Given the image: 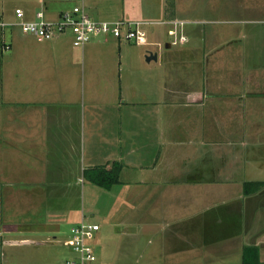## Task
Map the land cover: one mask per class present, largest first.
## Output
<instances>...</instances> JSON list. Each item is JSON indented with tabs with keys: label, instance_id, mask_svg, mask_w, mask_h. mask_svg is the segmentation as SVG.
Returning a JSON list of instances; mask_svg holds the SVG:
<instances>
[{
	"label": "crops",
	"instance_id": "crops-1",
	"mask_svg": "<svg viewBox=\"0 0 264 264\" xmlns=\"http://www.w3.org/2000/svg\"><path fill=\"white\" fill-rule=\"evenodd\" d=\"M166 2L23 0L15 9L28 20L43 12L56 21L83 4L94 21L138 23L145 31L163 25L172 38L174 23L188 20L169 15ZM226 3L219 14L234 15L228 24L244 23V30H209L207 43H190L180 28L187 42L170 41L168 53L149 49L157 56L150 62L146 46L114 38L96 36L77 48L70 34L51 41L26 35L13 26L15 9L0 8V60L9 54L8 83L0 77V93L7 90L0 98V203L6 197L13 213L39 211L44 221L57 213L73 229L90 223L83 208L78 213L84 185L99 220L116 240L135 245L116 241L99 264H118L128 250L135 264H243L247 247L264 264V0ZM117 163L119 183L111 188L85 178ZM28 218L0 221V264H19L8 250L36 244L28 235L46 226Z\"/></svg>",
	"mask_w": 264,
	"mask_h": 264
},
{
	"label": "rangeland",
	"instance_id": "rangeland-1",
	"mask_svg": "<svg viewBox=\"0 0 264 264\" xmlns=\"http://www.w3.org/2000/svg\"><path fill=\"white\" fill-rule=\"evenodd\" d=\"M1 1L2 3L0 4V8H2L3 10L6 9L9 11H13L17 6H20L21 4L20 2L23 0H1ZM165 1H167L166 10L169 15L176 13L177 16L182 15L180 17H184L185 19L188 20L187 23L186 24L184 23L183 25L180 24L182 23V21H180L178 23V27L179 29L183 28V31H184L183 34L188 36L190 43L193 40H194L193 43L194 42L200 43L201 38L204 39L202 43H207L209 40L208 37H207V41L204 42L206 39L205 32L208 33L209 30L227 29V27L238 28L241 30L245 29L244 23H241V22H237L233 26L228 24V21L232 20L231 18H233L234 15L229 16L228 14H219L220 7H222L221 4L229 5L226 2L231 1V0H175V2L174 0H165ZM220 1H221V4H220ZM205 9L207 11H205ZM216 9H218L217 12L219 15H210V14H214ZM240 11L243 12L242 9ZM237 12L239 13L238 7H237ZM203 13H205L207 16L203 15ZM244 13L246 14V10L244 11ZM239 14H241L242 20L245 21L246 17H244V14L242 13H239ZM211 18H215L216 20H218L217 21L218 23H214V24L205 23L204 20L210 21ZM173 27H175V25H173ZM167 30L168 28L163 25H153V26L146 28L149 45L150 46L152 45L151 42H159L157 44L160 47H157L158 45L154 47H150L148 45L146 47H143L144 51H148V53H146L145 56L149 57L150 54L154 53V51H152L153 53H150L149 49L151 48L154 50H157V48H160L161 51L163 49L165 53H168L166 52L167 51L166 44L171 43L170 41H172L173 39L167 36ZM202 33H203V37H201ZM4 42L5 43L9 42V39L6 38ZM131 44L135 45L133 43ZM177 45H180V44L178 43ZM203 46H206V44L205 45L203 44ZM170 53H172V51H170L169 54ZM8 55L9 54L7 52L4 55V58L6 59L3 58L2 60H0V77H2L3 79L5 78L7 83H8V80H7L8 79L7 56ZM209 79H211V77ZM6 81L4 84H6ZM0 98H3L4 100L5 98H7L6 86H4V89L1 91ZM3 105L4 104H2V106ZM51 150L52 149H49V151ZM49 157L52 158L51 156ZM40 171L41 170H39L38 174H40ZM50 173L52 174L50 177L56 176V174L54 175L55 173L54 170L50 171ZM49 174H48V177H49ZM83 186L84 185L82 184L81 186H79V190L81 193L79 197L80 200L78 202L79 203L78 213L80 216L82 212V208H83L84 213L87 216L86 218L88 222L93 223V224L94 222H98L101 225L100 241L94 240L92 242L95 253L99 259V257L103 258V256L107 254L109 249H110L109 252H113L112 250L114 249V246L116 245V241H119V239L116 240V237L114 236L112 229H109L107 226H105L101 222V220H99L98 213L96 211L98 207L96 206V199L95 197L93 199L89 197L86 191L84 194H82ZM5 199L4 197H1V203H0V221L4 225L13 226V225L19 224V222L21 221H25V220L28 221L29 219L28 217L31 216V218L33 219H31V222L29 221V223L31 224L36 223L37 225L40 224L42 227L46 226L45 228H42V230L38 231L37 233L28 235V236H31L36 241L35 245L21 246L20 248H16L12 250L9 249L8 251L10 253L8 255L14 254L15 256L19 257L20 260L17 261V262H20L19 264L38 263L40 258L42 260H45L47 264H67L68 261L76 258V254L73 252V250L70 247L64 245L65 241H67L72 235V230H71L72 225H70V223L59 222L60 216H57V213L56 215H53V216H56L57 218L53 219L52 217L51 218L49 217L46 221H44L45 217L39 214V211L32 213L29 216H28V213H25V210L21 213H13L12 209H8V204L6 203V201H4ZM74 204H75V201H74ZM54 207H55V210H58V204L50 205L49 210H53ZM73 208L75 209L76 207L73 205ZM66 209L67 208L63 209L62 211V208H61L62 213L66 212L65 211ZM39 219L41 220L39 221ZM54 224L56 226L60 225L59 230H55ZM123 241L124 240L121 239L119 243L125 244V249H127L128 246L135 247L134 244L128 245L129 243L123 242ZM103 261L104 260L101 259L100 264H103ZM116 261L118 262V264H135L136 252H134V250L132 251L128 250L124 253V256H122L119 261L117 259Z\"/></svg>",
	"mask_w": 264,
	"mask_h": 264
},
{
	"label": "built area",
	"instance_id": "built-area-1",
	"mask_svg": "<svg viewBox=\"0 0 264 264\" xmlns=\"http://www.w3.org/2000/svg\"><path fill=\"white\" fill-rule=\"evenodd\" d=\"M14 15L16 22L13 26L19 28L22 33L47 41L70 34L73 39V45L77 48L84 47L94 36L98 35L130 42L138 46L149 45L147 32L138 23L94 21L90 18L83 4L62 13L56 21L46 20L43 12L36 13L34 19L28 20L24 10L21 8L15 9ZM178 23H174L175 27L169 31V35L173 38L172 44L174 45L187 42L186 37L179 33ZM180 24L183 25V23ZM0 26H6L1 19ZM99 230V225L84 221L72 229V235L65 241L64 245L73 250L76 258L68 261L67 264H99L92 245Z\"/></svg>",
	"mask_w": 264,
	"mask_h": 264
},
{
	"label": "trees",
	"instance_id": "trees-1",
	"mask_svg": "<svg viewBox=\"0 0 264 264\" xmlns=\"http://www.w3.org/2000/svg\"><path fill=\"white\" fill-rule=\"evenodd\" d=\"M121 170V164L117 163L109 171L101 168L88 170L85 173V178L100 187L111 188L113 185L119 183ZM243 264H261L257 248L247 247L244 249Z\"/></svg>",
	"mask_w": 264,
	"mask_h": 264
},
{
	"label": "water",
	"instance_id": "water-1",
	"mask_svg": "<svg viewBox=\"0 0 264 264\" xmlns=\"http://www.w3.org/2000/svg\"><path fill=\"white\" fill-rule=\"evenodd\" d=\"M147 62H150L152 60L156 61L157 56L156 55H150L149 57L146 58ZM23 244H28V242H23Z\"/></svg>",
	"mask_w": 264,
	"mask_h": 264
}]
</instances>
